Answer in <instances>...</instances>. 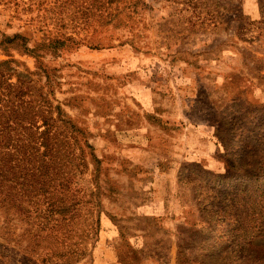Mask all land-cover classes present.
<instances>
[{"label": "rangeland", "instance_id": "374dc122", "mask_svg": "<svg viewBox=\"0 0 264 264\" xmlns=\"http://www.w3.org/2000/svg\"><path fill=\"white\" fill-rule=\"evenodd\" d=\"M41 1L0 0V40L64 44L35 57L2 43L0 61L15 60L32 80L27 98L83 133L57 122L84 164L65 192L60 254L87 248L75 264H264V0H153L134 28L79 25ZM39 187L8 191L19 197L8 198L10 216L23 214L10 227L24 239L46 235ZM6 252L0 228V264Z\"/></svg>", "mask_w": 264, "mask_h": 264}, {"label": "trees", "instance_id": "16d2710c", "mask_svg": "<svg viewBox=\"0 0 264 264\" xmlns=\"http://www.w3.org/2000/svg\"><path fill=\"white\" fill-rule=\"evenodd\" d=\"M152 2L153 0H43L39 5L46 3L49 8L56 9L58 15L71 14L73 18L79 19L78 22L81 23L79 25L83 26L95 21L96 18L103 26L134 28L139 27L143 15L154 8ZM233 12L232 21L237 29L244 19L240 9L237 8ZM260 15L259 35L264 31L263 9ZM48 35L49 38L36 48L30 47L27 39L19 34L3 37L0 44H9L36 57L39 46L54 50L64 44L60 38ZM13 63L17 62L12 59L0 61V211L4 215L0 216V228L6 233V251H10L4 255L6 264H75L88 255L87 248L78 249L64 256L56 246L67 238L64 234L58 236L60 231L65 230L66 216L62 215L69 208L65 192L70 189L74 181L77 167L84 164L82 160L74 163L73 156H70V145L58 139L57 122L61 121L65 130L72 134L83 133L70 121L60 118L57 106L54 107V112L58 116L53 118V109L50 105L47 110H43L39 101L28 99L27 97L31 96L30 75L11 66ZM12 77L16 78L15 82L10 81ZM26 184L30 188L40 184L39 193L35 195H33L35 191L31 193L32 197H41L42 205L46 204L44 214L47 221L42 228L46 232L45 236H41L42 234L37 238L26 236L27 238L24 239L22 234L17 236L15 229L10 227L13 220L21 222L23 218L19 215L23 214L10 216L8 198L11 195L15 204L19 197L17 193L10 194L9 188L14 190ZM258 189L261 192V188ZM254 207L251 215H254L252 214ZM16 208L21 213L23 209L21 204H17ZM53 215L61 216L62 219H49ZM98 225V223L92 225L88 232L86 239L91 246L97 239ZM7 236L16 238L11 241ZM15 247L21 252L19 257L17 253H13L12 249Z\"/></svg>", "mask_w": 264, "mask_h": 264}]
</instances>
